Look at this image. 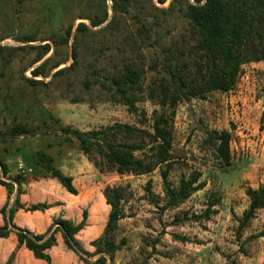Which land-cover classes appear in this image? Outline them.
I'll return each mask as SVG.
<instances>
[{
    "label": "rangeland",
    "instance_id": "374dc122",
    "mask_svg": "<svg viewBox=\"0 0 264 264\" xmlns=\"http://www.w3.org/2000/svg\"><path fill=\"white\" fill-rule=\"evenodd\" d=\"M185 3L186 0H130L126 12H121L113 9L112 0H0V46H5L0 53V157L7 159L18 175V164L32 168L27 159L35 150L56 155V164L74 175L77 194L67 192L49 174H40L47 184L25 190L30 202L24 204L29 207L46 203L48 207L38 210L42 211L38 215L32 213L35 210H23L29 212L32 221L52 215L50 223L58 216L66 218L59 211L65 204L67 219L74 223L82 220V211L86 210L85 225L75 238L90 253L95 251L91 241L102 235L110 210L102 191L106 185L123 187L126 216L117 222L114 240L118 243L123 239L124 244L107 264H264V235L254 236L264 227V208L257 210L242 230L238 229L239 218L248 207L246 189L264 184V125L260 122L264 60L243 64L235 86L228 92L213 91L205 99L190 98L177 104L169 183L176 187L195 172L198 180L205 183L177 207L163 209L166 198L160 169L166 163L155 161L145 169L152 157L149 148L131 153L133 162L123 175L107 166L101 177L73 144L62 142L61 125L87 131L115 123L139 126L146 119L143 127L149 129L152 110L157 106L146 95L161 69L153 64H161L166 54L176 51L192 64L189 25L181 10ZM105 12L107 19L103 23L91 25L90 19ZM79 23H84L85 28L77 31ZM69 26L71 34L67 36ZM29 35L34 36V41L27 40ZM45 43L50 46L49 52L32 63ZM49 56L47 76H33L32 69ZM56 63L60 64L53 68ZM129 64L143 70L134 91V113L114 101L111 92L100 84ZM63 67L61 74L53 75ZM26 78L44 82L31 83ZM15 121L36 129L35 135L11 138L3 134ZM223 129L231 133L232 159L230 166L218 169L206 137L212 130ZM134 160H139L143 172L134 169L139 165ZM33 175L37 174L32 169L24 182ZM74 182L72 177L73 185ZM3 191L5 195V188ZM16 191L15 187L8 209ZM148 194L155 202L149 200ZM36 197L40 200L33 202ZM214 198L217 202L208 219L174 224L176 218L203 213ZM7 200V195L2 202L0 198V208ZM0 221L1 225V214ZM50 225L39 233L21 228L41 234ZM59 234H55L56 243ZM58 237L69 254L56 264H91L98 257L89 256L85 263L66 247L62 235ZM12 252L15 259L16 250ZM19 264L31 263L22 256Z\"/></svg>",
    "mask_w": 264,
    "mask_h": 264
},
{
    "label": "trees",
    "instance_id": "16d2710c",
    "mask_svg": "<svg viewBox=\"0 0 264 264\" xmlns=\"http://www.w3.org/2000/svg\"><path fill=\"white\" fill-rule=\"evenodd\" d=\"M115 11L126 12L130 0H112ZM166 0H158L164 3ZM182 15L189 25L192 56V64L179 57L180 53L169 52L163 58L161 64L153 65L159 69V77L149 85L147 99L155 107L152 110L149 129L144 128V122L138 125L127 123H115L98 128L82 131L71 125H61L60 133L62 142L73 144L79 152L93 165V168L101 177L104 176L105 167L113 169L117 175H123L128 170L133 151H144L149 148L152 157L145 169H149L155 161L165 162V168L160 169L164 195L166 198L165 208H174L188 199L194 192L205 186L203 181L198 180V173H191L189 178L180 180L176 187L169 183V170L172 157L170 149L173 142V117L177 104L190 98L205 99L207 94L213 91L228 92L231 90L240 75L241 67L248 62L264 60V0H186ZM107 19V12L102 16L90 19L93 26H98ZM85 28L84 23H79L77 31ZM66 34H71V26L66 29ZM28 41H34V36L29 35ZM5 46H0V53ZM50 50L48 43L41 45V50L32 63L40 61ZM170 50V49H169ZM168 50V51H169ZM76 49L73 50V57ZM50 56L32 69L33 76L46 77L45 65ZM60 63L53 65V68ZM65 68L58 69L53 75L61 74ZM143 70L129 64L122 72L112 76L109 80L101 81L100 84L111 92L114 101L127 106L130 113L136 112L134 91L140 83ZM28 82H44L40 79H28ZM264 102V91L262 94ZM55 122H59L55 119ZM260 122L264 125V104ZM46 121H43V126ZM47 125V124H46ZM53 126V125H51ZM45 127V126H44ZM34 128L25 122H13L3 134L8 137L35 135ZM2 139V137H1ZM4 141L6 139L3 138ZM231 133L229 130H212L206 137V143L211 148V153L218 169H225L231 165ZM22 156V155H21ZM28 163L36 174H49L56 178L64 189L77 194L72 183V177L65 175L54 165V158L43 149H37L30 154ZM139 164V160H134ZM139 166V167H138ZM134 169L143 172L140 164ZM130 171V170H129ZM7 165L0 159V185L6 190L8 200L0 208L3 223L0 225V237H8L10 233L16 236L18 246L23 245L32 255L51 264L47 249L56 244L55 234L60 232L67 248L73 251L85 263L89 256L98 255L91 264H107L108 259H113L114 253L124 244L122 239L116 243L114 231L117 222L126 216L122 201L125 197L123 187L106 185L102 191L105 202L110 206L106 225L102 235L91 241L95 251L90 253L84 250L75 238V234L85 225L87 211H82V220L74 223L72 220L58 216L52 220L50 227L45 233L34 234L31 231L16 226L12 219L15 209L43 210L48 207L46 203H35L25 207L20 203L18 195L20 185L24 182L23 175L9 177ZM14 182L18 183L16 197L13 205L8 209L9 198L14 192ZM149 192V187H146ZM149 195V194H148ZM248 207L239 218L238 229L242 230L249 221L255 217L257 210L264 208V184L256 188L246 189ZM149 200L155 199L149 195ZM217 199H211L203 213L192 214L190 217L176 218L174 224L184 220L199 221L201 218L208 219L211 208ZM7 215L10 221L7 220ZM264 235V227L254 236ZM186 241L184 237H177ZM14 252L10 254L4 263L12 264ZM86 255V256H84Z\"/></svg>",
    "mask_w": 264,
    "mask_h": 264
},
{
    "label": "crops",
    "instance_id": "0c3cea01",
    "mask_svg": "<svg viewBox=\"0 0 264 264\" xmlns=\"http://www.w3.org/2000/svg\"><path fill=\"white\" fill-rule=\"evenodd\" d=\"M47 153H49L51 156H53V158H54V165L56 167H58L62 171L63 174L70 175L71 177H73V182H74L75 181L74 175H72L71 172H68V171L63 170L62 166L56 164V161H57L56 155H54V154H52L50 152H47ZM9 154H11V153H9ZM17 157H20V154ZM0 159L2 161H4L6 163V165H7V170H8L7 175L9 177H14L16 175V173H14L15 172V168L9 164V161L7 159L1 158V157H0ZM85 159H86V157H85ZM89 164L92 165L90 162H89ZM92 167H93V165H92ZM93 170H94V168H93ZM45 180L46 179L41 178L40 174H37V175H33V177L30 180H27L26 182L21 183L20 190H23L24 193H21L19 195V197H20V203H22L26 207L27 205H25L24 203H26V202L29 203L30 202V199L28 198V193L27 194L25 193V190L26 191H32L35 186L36 187L42 186V185L45 186V184H47L46 183L47 180L46 181ZM14 186H15V184H14ZM74 186H76L75 182H74ZM15 187H14V190H15ZM76 189H78V188L76 187ZM3 190H4V187L0 185V198H1V202L3 201L4 196H6V193H5V195H3L4 194L3 193L4 192ZM39 200H40V198L39 197H36V198L33 199V202H36V201H39ZM105 204H106V202H105ZM106 206H107V204H106ZM62 208H64V209H59L60 213L61 214H64V216L66 218H68V214H67V209L68 208H67V205L66 204L63 205ZM105 212H107V209H106ZM32 213L38 215L40 213L42 214V211L35 210ZM51 216L52 215H48L45 218H39V220L32 221L31 218H29L30 217L29 216V212H25L23 210V208H21V209L16 210V212L14 213L13 221H14V223L16 225H18L20 227H27L30 230L36 231V232L39 233V232H42L49 224H51L50 223L51 222ZM75 219H76V222L79 221V217L78 216H76ZM60 235L61 234L57 235V243H56V245L52 246L50 249L47 250L48 253L51 256L52 264H56V262H58L60 259L63 261L64 258H66L65 256H67L69 254V253L66 254V252L64 251V249L62 247L63 246L62 245V242L60 241V239L58 237ZM0 244H1V246H0V262H5L7 260V258H8V256L10 255L11 251L16 250V257L14 259L13 264H19L20 263V258L22 256H26L27 257V260L31 264H45V262L43 260L34 258L33 255H32V253H31V251H29L23 245L18 246L17 240H16V236H15L14 233H10L9 236L8 237H5V238L4 237H0Z\"/></svg>",
    "mask_w": 264,
    "mask_h": 264
},
{
    "label": "built area",
    "instance_id": "2783aa9c",
    "mask_svg": "<svg viewBox=\"0 0 264 264\" xmlns=\"http://www.w3.org/2000/svg\"><path fill=\"white\" fill-rule=\"evenodd\" d=\"M17 169H18V174L26 176L27 173L32 172V168H26L23 164H18L17 165Z\"/></svg>",
    "mask_w": 264,
    "mask_h": 264
},
{
    "label": "water",
    "instance_id": "95a60500",
    "mask_svg": "<svg viewBox=\"0 0 264 264\" xmlns=\"http://www.w3.org/2000/svg\"><path fill=\"white\" fill-rule=\"evenodd\" d=\"M15 186L17 187L18 186V183L17 182H14ZM7 220L10 221L9 219V216L7 215Z\"/></svg>",
    "mask_w": 264,
    "mask_h": 264
}]
</instances>
